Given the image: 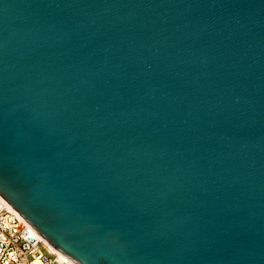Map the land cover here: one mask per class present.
Returning <instances> with one entry per match:
<instances>
[{
  "label": "water",
  "instance_id": "water-1",
  "mask_svg": "<svg viewBox=\"0 0 264 264\" xmlns=\"http://www.w3.org/2000/svg\"><path fill=\"white\" fill-rule=\"evenodd\" d=\"M0 197L75 264H264V0H0Z\"/></svg>",
  "mask_w": 264,
  "mask_h": 264
},
{
  "label": "built area",
  "instance_id": "built-area-1",
  "mask_svg": "<svg viewBox=\"0 0 264 264\" xmlns=\"http://www.w3.org/2000/svg\"><path fill=\"white\" fill-rule=\"evenodd\" d=\"M0 264H75L51 250L38 233L0 199Z\"/></svg>",
  "mask_w": 264,
  "mask_h": 264
},
{
  "label": "bare ground",
  "instance_id": "bare-ground-1",
  "mask_svg": "<svg viewBox=\"0 0 264 264\" xmlns=\"http://www.w3.org/2000/svg\"><path fill=\"white\" fill-rule=\"evenodd\" d=\"M1 200H3L1 197H0ZM39 235V234H38ZM40 236V235H39ZM41 237V236H40ZM41 239L46 243V245L49 246V248L51 250H53L54 252H56L59 256H62V257H66L64 254H62L60 251H58L57 249H55L53 246H51L46 240H44L42 237Z\"/></svg>",
  "mask_w": 264,
  "mask_h": 264
}]
</instances>
